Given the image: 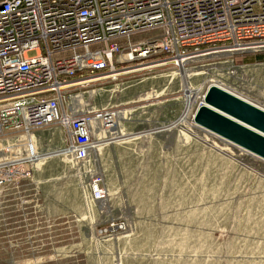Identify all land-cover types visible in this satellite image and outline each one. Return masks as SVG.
<instances>
[{
	"label": "rangeland",
	"instance_id": "1",
	"mask_svg": "<svg viewBox=\"0 0 264 264\" xmlns=\"http://www.w3.org/2000/svg\"><path fill=\"white\" fill-rule=\"evenodd\" d=\"M202 63L192 79L162 65L87 88V103L116 113L110 144L94 157L104 201L90 196L88 167L59 155L60 127L40 131L49 152L0 193V264H264V157L185 110L211 84L264 109V62L238 81ZM8 210L25 232L7 226Z\"/></svg>",
	"mask_w": 264,
	"mask_h": 264
},
{
	"label": "built area",
	"instance_id": "2",
	"mask_svg": "<svg viewBox=\"0 0 264 264\" xmlns=\"http://www.w3.org/2000/svg\"><path fill=\"white\" fill-rule=\"evenodd\" d=\"M260 52L264 0H0V193L33 175L49 152L39 132L58 126L59 155L88 167L90 196L104 201L94 157L110 144L116 113L87 103V88L162 65L192 79L200 62L238 81L252 63L236 57ZM12 211L7 226L25 232Z\"/></svg>",
	"mask_w": 264,
	"mask_h": 264
},
{
	"label": "water",
	"instance_id": "3",
	"mask_svg": "<svg viewBox=\"0 0 264 264\" xmlns=\"http://www.w3.org/2000/svg\"><path fill=\"white\" fill-rule=\"evenodd\" d=\"M195 121L264 157V109L211 85Z\"/></svg>",
	"mask_w": 264,
	"mask_h": 264
},
{
	"label": "bare ground",
	"instance_id": "4",
	"mask_svg": "<svg viewBox=\"0 0 264 264\" xmlns=\"http://www.w3.org/2000/svg\"><path fill=\"white\" fill-rule=\"evenodd\" d=\"M211 85H215V84H211ZM210 85V86H211ZM216 86H218V87H221V86H219V84L217 85L216 84ZM221 88H223V87H221ZM223 89H225V88H223ZM226 90V89H225ZM228 91V90H227ZM232 93V92H231ZM234 94V93H233ZM247 100V99H246ZM202 103H205V97L203 98V102ZM254 104V103H253ZM256 105V104H255ZM256 106H258V105H256ZM259 107V106H258ZM192 122H193V124L194 125H196V126H198V127H202V128H204V129H207V131H209V132H213V133H216V132H214V131H212V130H210V129H208V128H206V127H204V126H202V125H200L197 121H195V119L194 120H192ZM217 134V133H216ZM221 136V135H220ZM221 137H223V136H221ZM223 138H225V139H227L228 141H231V142H233L232 140H230V139H228V138H226V137H223ZM241 146V145H240ZM245 148V147H244Z\"/></svg>",
	"mask_w": 264,
	"mask_h": 264
},
{
	"label": "trees",
	"instance_id": "5",
	"mask_svg": "<svg viewBox=\"0 0 264 264\" xmlns=\"http://www.w3.org/2000/svg\"><path fill=\"white\" fill-rule=\"evenodd\" d=\"M238 57H240V56H238ZM238 57H236V61H237V62H242V61H239V60H238ZM245 57H246V56H244V58H245ZM263 57H264V56H260V55L258 56V58H260V59L263 58ZM260 59H259V60H260ZM259 60H258L257 58H256V59H253V58L251 57L248 61L245 60L244 62H246V63H253V62H255V61H259ZM260 61H261V60H260Z\"/></svg>",
	"mask_w": 264,
	"mask_h": 264
},
{
	"label": "crops",
	"instance_id": "6",
	"mask_svg": "<svg viewBox=\"0 0 264 264\" xmlns=\"http://www.w3.org/2000/svg\"><path fill=\"white\" fill-rule=\"evenodd\" d=\"M259 55H260V56H264V53L261 52V53H257V54H256L257 57H258ZM257 57H256V58H257ZM257 59L259 60L260 58H257ZM260 60H264V57L261 58ZM260 60H259V61H260Z\"/></svg>",
	"mask_w": 264,
	"mask_h": 264
}]
</instances>
